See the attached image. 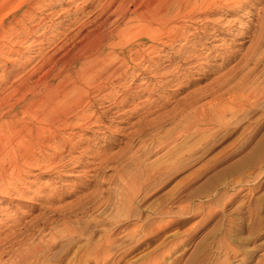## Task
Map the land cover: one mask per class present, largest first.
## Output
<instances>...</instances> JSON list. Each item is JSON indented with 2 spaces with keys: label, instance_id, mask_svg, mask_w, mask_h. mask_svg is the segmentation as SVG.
I'll list each match as a JSON object with an SVG mask.
<instances>
[{
  "label": "rangeland",
  "instance_id": "rangeland-1",
  "mask_svg": "<svg viewBox=\"0 0 264 264\" xmlns=\"http://www.w3.org/2000/svg\"><path fill=\"white\" fill-rule=\"evenodd\" d=\"M100 1L102 2H99V5L105 0ZM243 3L245 4L235 0L230 3L231 6L224 5L204 15L202 19L201 16L194 20L178 18L177 22L182 21L186 29L174 28L168 30L169 32L161 33L159 37L162 42L158 45L151 46L149 42H146L143 47L137 44L130 45V42L125 44L123 51H116L122 55L121 59L116 60L111 55L108 61L111 66L122 64V69L126 71L122 74H114L113 78L103 83L100 93H91L94 103L90 104V107H83L86 114L83 112L82 119H73L74 123L71 121L68 128L63 127L65 130H62L64 131L62 134L59 130L61 127H57L59 136H64L61 140L58 138V141L54 143V139L46 141L43 136H40L41 139H35L36 148L31 145H21L22 150H32L35 154L31 157L25 155L23 157L25 163L23 158H20L18 168H10L9 171L13 172L14 176L11 173L5 175L7 187L13 186L7 189L15 190L11 191L12 194L9 192V196L0 191V221L5 223L0 222V228L2 225H4L3 229L9 228L4 230L5 233L12 231L11 227L20 228L15 233L23 232V238L26 236L27 239L31 233V239L35 238L36 242L38 240L40 242L41 233L43 240L41 239L40 243L43 241L48 243L49 240L51 241L49 243H52L54 240L55 244L43 249L44 252L38 255L41 258L36 260L35 257L32 262L39 260L37 264H264V100L259 103L258 108L251 109L242 116L238 114L239 112L233 114L230 110L222 116L218 115L216 124L219 126H214L213 123L212 127H214L211 129L206 128V123L203 122L206 119L203 116L198 123H186L185 119L199 105H209L208 101L213 97L212 91H205L198 105L188 108L177 118L169 120L168 116L160 123L161 126L156 127L158 129L147 125L148 122L157 120L161 115L168 113L170 110L168 108L172 107L174 101L182 105L184 97L195 88L204 89L210 83L218 82L217 79H213L214 76L234 66L247 54L245 52L251 41L249 38L253 36L252 34L259 33V23L264 22V0H250L248 4L242 6ZM99 5L97 0H0V55L5 49L2 43L9 41L3 34L11 30L14 25H20L19 21H22L23 16H26L25 21L28 26L26 28L24 25L25 31H22L19 38L12 39L14 41H10V46H16L23 50V53L31 46L27 53L21 56L24 61H20L21 58L18 59L16 54H6L5 58L0 57V98L11 93L13 84H16L14 80L17 82L25 72L35 66L36 62L39 63L44 53L53 52L54 46L64 37L63 41L66 37H72L80 22L89 21L90 23L98 13ZM92 6L97 9H92ZM77 20L79 21L76 22ZM36 25L37 31H33ZM26 32L28 35H25ZM208 33L209 36L206 38L205 35ZM28 45L30 46L27 47ZM230 45L232 46L229 47ZM182 46H184L183 50ZM216 48L219 49L216 50ZM40 50L42 54H39ZM185 50H189L188 54ZM226 50H236L235 53L232 51L231 60L227 61L224 58L229 53ZM214 51H218L217 54ZM15 58L17 63L9 66L8 70L7 65ZM28 59L31 61L26 66L21 65ZM143 60H146L145 63ZM198 63L199 65H196ZM19 66H24V70H19ZM171 66L174 69H171ZM227 66L228 68H225ZM163 69L167 72L165 73ZM5 73L8 74L6 79L3 78ZM159 77L167 81L164 79L163 82ZM170 79L174 81H169ZM184 79L188 83L184 82ZM212 86L213 84L210 87ZM149 89L153 91L149 92ZM3 90L8 91L4 93ZM233 90L237 89L233 88ZM171 94L176 98L172 99ZM163 96L167 99H163ZM123 98L125 102L121 100ZM108 106L110 107L107 109ZM1 111L5 110L2 108ZM7 116L4 119L9 117ZM29 118L24 116L20 118L19 126H25L26 130L35 128L37 123L28 122ZM139 120L145 125L144 129L137 123ZM224 122L228 126H221ZM171 131L175 133L170 137ZM188 134L192 136L187 137ZM25 137L30 138L29 135ZM67 137L76 145L66 143ZM160 141L164 142L160 144ZM154 144L160 145L157 147ZM55 145L56 147L59 145V148L57 149ZM66 148L70 152L66 151ZM41 151L42 155L38 156L40 154L38 152ZM11 152L7 153L8 158L13 157L14 154ZM47 155H50V158ZM53 155L57 159L51 157ZM56 155L60 156V160ZM134 158L139 160L133 161ZM140 163L143 165L148 163L151 174L143 182L139 193H136L131 176L134 177L138 173L137 168ZM19 170L21 171L17 172ZM16 172L21 173L22 179H18ZM22 193L24 196L21 195ZM209 212H212L213 216L206 219ZM66 226L69 231L65 228ZM2 228L0 230H3ZM53 236L56 239H53Z\"/></svg>",
  "mask_w": 264,
  "mask_h": 264
},
{
  "label": "bare ground",
  "instance_id": "bare-ground-1",
  "mask_svg": "<svg viewBox=\"0 0 264 264\" xmlns=\"http://www.w3.org/2000/svg\"><path fill=\"white\" fill-rule=\"evenodd\" d=\"M41 1V0H40ZM43 1V0H42ZM47 1V0H46ZM49 1V0H48ZM84 1V0H83ZM96 1V0H95ZM235 0H105L103 3L100 0H97L98 5H99V11L96 13L95 17L88 23L89 21L85 22H80V24L77 26V30L75 31L74 35L71 37H66L65 41L64 38L60 43H57L54 46L53 52L51 53H44L42 56V60H40L39 63H35V66L32 67L30 71L25 72V74L22 76V78L18 79V83L15 85L13 84L11 88V93L6 97L0 98V110L2 108L5 111L0 112V191L7 193L9 196V192L14 189H11L9 191V186L7 187L6 184V178L5 175L11 173L12 175L14 174L13 172L9 171L10 168H18V161L20 158L22 159L25 155L27 157H31L34 154L31 151H28L27 149L20 148L21 145L26 144V145H31V147H35V139L40 138V136L44 137V140L46 141H51L53 140L54 143L58 141V138L61 140L62 135L59 136V132L56 130L57 127H61L60 134H62V130L64 129L63 127H67L70 124V122L73 119H82L83 116V107L88 106L94 103L93 98H92V92H101V86L103 83L108 82L111 77L117 73L122 74L126 70L122 69V64L111 66V63L108 61L109 57L113 55L116 60H120L119 52L116 53V51H123L125 48L123 47L125 44L130 42V45L137 44L138 46L143 45L146 42H149L151 46H155V44L158 45L159 42H162L161 37L159 35L161 33H165L166 31H170L174 28L178 29L181 27H184L186 29V26L183 24V22H177V19L179 18H188L189 20H194L198 17L201 16L204 17L207 14H210L211 12L216 11L217 9L221 8L224 5H230L231 2ZM241 2H245L248 4L250 0H238ZM35 2V1H34ZM94 2V1H93ZM253 3V2H252ZM46 4V3H44ZM69 4V3H68ZM235 4V2H234ZM85 5V4H84ZM93 5V4H92ZM77 6V4H76ZM86 6V5H85ZM231 6V5H230ZM235 6V5H234ZM83 7V6H82ZM228 7V6H227ZM40 8V7H38ZM92 9L93 6L91 7ZM243 8V7H242ZM81 9V8H80ZM83 9V8H82ZM97 9V8H96ZM65 10V9H64ZM63 10V11H64ZM84 10V9H83ZM81 10V11H83ZM243 10V9H242ZM76 12H79L75 9ZM86 11V8H85ZM32 12V11H31ZM41 12V11H40ZM34 13V12H33ZM238 13V12H237ZM32 14V13H31ZM35 14V13H34ZM48 14V13H47ZM33 15V14H32ZM31 15V17H33ZM37 15V14H36ZM51 15V14H50ZM61 15V14H60ZM203 15V16H202ZM217 15V14H216ZM29 15H27L28 17ZM39 16V15H38ZM47 16V15H46ZM25 17H22V23L19 21L20 25H14L11 30L8 32L6 31V34H3V36L8 37V42L7 43H2V45L5 46V49L1 51V58H5L4 55L6 54H16L17 58L20 59L21 56L31 48H30L23 53L19 48L16 46H10V41L12 39L15 40V38H19L20 34L22 31H25V27L28 26L25 21ZM49 17V16H48ZM74 17V16H73ZM62 18V17H61ZM76 18H79L76 16ZM36 19V18H35ZM34 19V20H35ZM48 19V18H47ZM27 20V19H26ZM33 20V19H32ZM49 20V19H48ZM73 20V19H72ZM181 20V19H180ZM185 20V19H184ZM205 20V19H204ZM218 20V19H217ZM50 21V20H49ZM69 21V20H67ZM71 21V20H70ZM77 20L76 22H78ZM188 21V20H187ZM43 22V21H42ZM75 22V20L73 21ZM194 22V21H193ZM196 22V21H195ZM70 23V22H69ZM72 23V21H71ZM191 23V22H190ZM211 23V22H208ZM61 24V23H60ZM57 24V25H60ZM75 24V23H74ZM25 25V27H24ZM71 25V24H70ZM68 25V26H70ZM229 25V24H228ZM54 26V25H53ZM253 26V25H252ZM40 27V26H39ZM66 27V26H65ZM125 27V29H123ZM208 27V26H207ZM225 27V26H224ZM27 28V27H26ZM259 33L258 34H251L253 35L252 37L250 34L248 37H251L250 44L248 45V48L244 55L241 59L238 60V62L234 65L228 68L230 66L228 64V68L226 71H221V73L218 76H214L213 79H217L218 82L216 83H210L207 85V88H212V89H207V88H195L194 91L190 92L189 95H186L184 97V102L183 104L175 103L177 101H174L172 104L171 108L168 111V113H165L164 115H161L157 120H152L151 122H148L147 125L150 127H158L160 123L165 121L168 116L169 120L177 118L178 115L184 113L188 108L192 107L195 104H199L201 99L204 97V92L205 91H212L213 97L209 99L208 101V106L201 104L199 105L196 109H194V112L188 116L187 119H185L186 123H198L201 120V116H203L206 120L203 122L206 123V128L211 129L214 126H219L216 124V117L218 115H221L226 113L227 111H233L234 113H238L240 116L246 114L249 112V110L258 108L259 103H261L262 100H264V22L259 23ZM66 29V28H65ZM64 29V30H65ZM69 29V28H68ZM182 29V28H181ZM253 29V27H252ZM251 29V30H252ZM33 31H37V25L34 26L32 29ZM72 30V29H71ZM227 30V29H226ZM250 30V31H251ZM63 31V30H62ZM67 31V30H66ZM168 31V32H169ZM208 31V30H207ZM247 31V30H246ZM249 32V31H248ZM65 33V32H64ZM70 33V32H69ZM73 33V31L71 32ZM176 33V32H175ZM174 33V34H175ZM199 33V32H198ZM241 33V32H240ZM51 34V33H50ZM56 34V33H55ZM187 34V33H186ZM25 35H28L27 32ZM52 35V34H51ZM163 35V34H162ZM177 35V34H176ZM195 35V34H194ZM200 35V34H199ZM35 36V35H34ZM41 36V35H40ZM45 36V35H44ZM161 36V35H160ZM187 36V35H185ZM193 36V35H192ZM206 38L209 36L206 34ZM43 37V36H42ZM54 37V36H52ZM51 37V39H52ZM79 37V40H75L74 38ZM163 37V36H162ZM190 37V36H187ZM186 37V38H187ZM23 38V37H22ZM39 38V37H38ZM50 38V37H49ZM210 38V37H209ZM5 40V38H3ZM78 39V38H77ZM182 39V38H180ZM204 39V38H203ZM248 39V40H249ZM12 40V41H14ZM21 40V39H20ZM26 40V39H25ZM24 40V41H25ZM46 40V39H45ZM44 40V41H45ZM49 40V39H48ZM75 40V41H74ZM185 40V39H184ZM202 40V39H201ZM36 41V40H35ZM43 41V40H42ZM51 41V40H50ZM60 41V40H59ZM177 42V41H176ZM200 42V41H199ZM24 43V42H23ZM22 43V45H23ZM48 43V42H47ZM185 43V42H184ZM204 43V42H203ZM229 43V42H228ZM33 44V41H32ZM42 44V43H41ZM44 44V43H43ZM46 44V43H45ZM53 44V43H52ZM193 44V43H192ZM206 44V43H205ZM225 44V43H223ZM16 45V44H15ZM21 45V46H22ZM34 45V44H33ZM51 45V44H50ZM195 45V43H194ZM19 46V45H18ZM26 46V45H25ZM24 46V47H25ZM197 46V45H195ZM224 46V45H223ZM228 46V45H226ZM230 45L229 47H231ZM25 47V48H27ZM163 47V46H162ZM182 46V50H183ZM199 47V45H198ZM202 47V46H201ZM161 48V46H160ZM188 48V47H186ZM225 48V47H224ZM227 48V47H226ZM24 49V48H23ZM159 49V48H158ZM162 49V48H161ZM219 48H216V50ZM230 49V48H229ZM244 49V48H243ZM243 49H241L243 51ZM25 50V49H24ZM135 50V49H134ZM154 50V49H153ZM194 50V49H193ZM192 50V51H193ZM201 50V49H200ZM199 50V51H200ZM225 50V49H224ZM240 50V49H239ZM238 50V51H239ZM41 51V52H40ZM39 51V54L43 53L42 50ZM50 51V50H49ZM187 50H185L186 52ZM189 51V50H188ZM188 51L186 54H188ZM227 51V50H226ZM229 53L226 54L225 59L231 60L230 58L233 56L232 51L228 50ZM227 51V52H228ZM236 51V50H235ZM234 51V53H235ZM215 52V51H214ZM218 52V51H216ZM215 52V54H217ZM221 53V49L219 50ZM223 52V50H222ZM240 52V51H239ZM131 54V52H129ZM178 53V52H177ZM191 53V52H189ZM193 53V52H192ZM195 53V52H194ZM199 53V52H198ZM219 53V54H220ZM36 54V53H35ZM179 54V53H178ZM183 54V53H182ZM185 54V55H186ZM218 54V55H219ZM132 55V54H131ZM200 55V53H199ZM210 55V54H209ZM221 55V54H220ZM228 55V56H227ZM239 56L241 54H238ZM236 55V56H238ZM10 56V55H9ZM39 56V55H38ZM124 56V55H123ZM182 56V55H180ZM190 56V54H189ZM197 56V55H196ZM235 56V55H234ZM238 56V57H239ZM188 57V56H187ZM191 57V56H190ZM194 57V56H193ZM207 57V56H206ZM214 57V55L212 56ZM211 57V58H212ZM222 57V56H218ZM23 58V57H22ZM21 58L20 61L23 59ZM41 58V57H40ZM199 58V57H198ZM210 58V57H209ZM26 59V57H25ZM31 59V58H30ZM28 59L25 62H22L21 65H25L33 60V59ZM112 59V58H111ZM215 59V58H214ZM234 59V58H233ZM237 59V58H236ZM38 60V61H39ZM154 60V59H153ZM172 60V59H171ZM186 60V59H185ZM203 60V59H202ZM212 60V59H210ZM24 61V60H23ZM115 61V59L113 60ZM112 61V62H113ZM127 61V59H126ZM144 61V60H143ZM146 61V60H145ZM144 61V63H145ZM148 61V60H147ZM170 61V60H169ZM190 61V60H189ZM188 61V64H189ZM192 61V60H191ZM222 61V60H221ZM124 62V61H123ZM122 62V63H123ZM141 62V61H140ZM179 61H177L178 63ZM230 62V61H229ZM233 62V61H232ZM2 63V62H1ZM4 63V62H3ZM17 63V59H13L9 65H7V69L9 66H13ZM21 63V62H20ZM142 63V64H144ZM169 63V62H168ZM173 63V62H172ZM171 63V64H172ZM176 63V62H175ZM187 63V62H186ZM31 64V63H30ZM37 64V65H36ZM113 64V63H112ZM116 64V63H115ZM133 64V63H132ZM156 64V63H155ZM170 64V63H169ZM141 65V64H140ZM173 65V64H172ZM182 65V64H181ZM195 65V64H194ZM196 65H199L196 64ZM207 65V64H206ZM210 65V64H209ZM180 66V64H178ZM213 66V65H211ZM225 66V65H224ZM153 67V66H152ZM166 67V66H165ZM175 67V66H174ZM197 67V66H195ZM203 67V66H201ZM218 67V66H217ZM222 67V66H221ZM10 68V67H9ZM176 68V67H175ZM179 68V67H178ZM185 68V67H184ZM188 68V67H187ZM190 68V67H189ZM193 68V67H192ZM204 68V67H203ZM210 68V67H209ZM215 68V67H214ZM213 68V69H214ZM19 70H24V66H19ZM148 69V67H147ZM168 69H170L168 67ZM167 69V70H168ZM171 69L172 68L171 66ZM183 69V67H182ZM191 69V68H190ZM197 69V68H196ZM200 69V67L198 68ZM206 69V68H205ZM208 69V68H207ZM217 69V68H215ZM214 69V70H215ZM223 69V68H222ZM221 69V70H222ZM6 70V69H5ZM9 70V69H8ZM130 70V69H129ZM146 70V69H145ZM150 70V69H149ZM160 70V69H159ZM164 70V69H163ZM162 70V71H163ZM166 70V68H165ZM164 70V71H165ZM186 70V69H185ZM202 70V69H201ZM210 70V69H209ZM212 70V69H211ZM220 70V69H219ZM224 70V69H223ZM18 71V70H17ZM133 71V70H132ZM158 71V69H157ZM163 71V72H164ZM169 71V70H168ZM176 71V70H175ZM195 71V70H194ZM193 71V72H194ZM200 71V70H199ZM7 72V71H6ZM128 72V71H127ZM126 72V73H127ZM155 72V71H154ZM167 71H165L166 73ZM177 72V71H176ZM175 72V73H176ZM179 72V70H178ZM183 72V71H182ZM186 72V71H185ZM207 72V71H205ZM220 72V71H218ZM9 73V72H8ZM130 74V72H128ZM132 73V72H131ZM140 73V72H139ZM150 73V72H149ZM153 73V72H152ZM159 73V72H158ZM161 73V72H160ZM159 73V74H160ZM174 73V72H173ZM172 73V74H173ZM184 73V72H183ZM195 73V72H194ZM198 73V72H196ZM128 74V75H129ZM133 74V73H132ZM155 74V73H154ZM157 74V73H156ZM171 74V71H170ZM191 74V73H190ZM202 74V73H201ZM198 74V75H201ZM211 74V73H210ZM218 74V73H217ZM126 75V76H128ZM177 75V74H176ZM175 75V76H176ZM185 74H183L184 76ZM216 75V73H215ZM125 76V77H126ZM160 76V75H159ZM174 76V77H175ZM179 76V75H178ZM177 76V78H178ZM195 76V75H192ZM191 76V77H192ZM206 76V75H205ZM211 76V75H210ZM8 77V74H4V79ZM21 77V76H20ZM134 77V76H133ZM157 77V75H156ZM167 77V75L165 76ZM173 77V76H170ZM169 77V78H170ZM185 77V76H184ZM113 78V77H112ZM130 78V77H129ZM132 78V77H131ZM155 78V77H153ZM158 78V77H157ZM155 78V80L157 79ZM160 78V77H159ZM181 78V77H179ZM190 78V77H189ZM195 78V77H194ZM165 79V78H164ZM163 79V80H164ZM173 79V78H172ZM170 79L169 81H174ZM183 79V77H182ZM186 79V78H185ZM184 79V80H185ZM210 79V78H209ZM212 79V76H211ZM212 79V80H213ZM123 80V79H122ZM121 80V81H122ZM160 80H162L160 78ZM162 80V81H163ZM166 80V79H165ZM164 80V81H165ZM177 80V79H175ZM179 80V79H178ZM188 80V79H187ZM210 80V82L212 81ZM148 81V80H147ZM163 81V82H164ZM167 81V80H166ZM193 81V80H192ZM111 82V81H110ZM126 82V81H125ZM149 82V81H148ZM150 82H152L150 80ZM184 82H187L186 80ZM195 82V81H194ZM159 83V82H156ZM162 83V82H161ZM160 83V84H161ZM171 83V82H170ZM174 83V82H173ZM188 83V82H187ZM193 83V82H192ZM112 84V83H111ZM114 84V83H113ZM117 84V83H115ZM146 84V83H145ZM148 84V83H147ZM178 84V82H177ZM182 84V80H181ZM185 84V83H184ZM207 84V83H206ZM211 84H213L212 87ZM105 85V84H104ZM103 85V86H104ZM122 85V84H121ZM139 85V83H138ZM162 85V84H161ZM179 85V84H178ZM183 85V84H182ZM187 85V84H186ZM192 85V84H191ZM205 85V84H204ZM11 86V85H10ZM112 86V85H111ZM123 86V85H122ZM137 86V85H136ZM146 86V85H145ZM144 86V87H145ZM152 86V84H151ZM150 86V89H151ZM154 86V85H153ZM157 86V85H156ZM173 86V85H172ZM181 86V85H179ZM178 86V87H179ZM203 86V85H202ZM106 87V86H105ZM110 87V86H109ZM108 87V88H109ZM118 86H116L117 88ZM125 87V86H124ZM123 87V88H124ZM130 87V86H129ZM127 87V88H129ZM141 87V86H140ZM143 87V86H142ZM161 87V86H159ZM163 87V85H162ZM176 87V84H175ZM174 87V88H175ZM195 87V86H194ZM193 87V88H194ZM113 88V86H112ZM126 88V89H127ZM137 88V87H136ZM139 88V87H138ZM137 88V89H138ZM154 88V87H153ZM156 88V87H155ZM173 88V87H172ZM177 88V87H176ZM182 88V87H181ZM187 88V87H185ZM192 88V89H193ZM233 88L237 90H233ZM105 89V88H104ZM102 89V91L104 90ZM120 89V88H119ZM149 92H152L150 91ZM183 89V88H182ZM191 89V90H192ZM115 90V89H114ZM147 90V88H146ZM158 90V89H157ZM160 90V89H159ZM164 90V89H163ZM162 90V91H163ZM184 90V89H183ZM4 91V90H3ZM8 90H5L7 92ZM111 91V89H110ZM117 91V89H116ZM121 90H119L120 92ZM129 91V90H128ZM135 91V90H134ZM171 91V90H170ZM174 91V90H172ZM176 91V90H175ZM182 91V90H181ZM188 91V90H187ZM131 92V91H130ZM136 92V91H135ZM139 92V91H138ZM177 92V91H176ZM116 93V92H115ZM126 93V92H125ZM146 93V92H145ZM164 94V92H162ZM166 93V92H165ZM171 93V92H170ZM175 93V92H174ZM180 93V92H178ZM186 93V92H184ZM184 93L182 95H184ZM204 93V94H203ZM7 94V93H6ZM102 94V93H101ZM110 94V93H109ZM119 94V93H118ZM116 94V95H118ZM124 94V93H123ZM137 94V93H136ZM142 94V93H141ZM161 94V93H160ZM161 94V95H163ZM177 94V93H176ZM96 95V94H95ZM115 95V96H116ZM140 95V94H139ZM160 95V96H161ZM173 95V94H171ZM104 95H102L103 97ZM108 96V95H107ZM120 96V95H119ZM133 97V95H131ZM167 96V95H165ZM106 97V94H105ZM117 97V96H116ZM153 97V96H152ZM170 97V96H169ZM168 97V100H169ZM179 97V96H178ZM96 98V96L94 97ZM107 98V97H106ZM122 98V97H121ZM134 98V97H133ZM149 98V96H148ZM161 98V97H160ZM176 97L173 98L174 99ZM114 99V98H113ZM118 99V98H117ZM132 99V98H131ZM135 99V98H134ZM153 99V98H152ZM163 99H167L164 98ZM98 100V99H97ZM96 100V101H97ZM106 100V99H105ZM120 100V99H119ZM124 101V98L121 99ZM147 100V98L145 99ZM149 100V99H148ZM158 100V98H157ZM160 100V99H159ZM176 100V99H175ZM144 100H142L143 102ZM150 101V100H149ZM171 101V98H170ZM104 102V101H103ZM125 102V101H124ZM205 102V101H204ZM207 102V101H206ZM118 103V102H117ZM146 103V101H145ZM149 103V102H148ZM151 103V102H150ZM171 103V102H170ZM96 104V103H95ZM108 104V103H107ZM114 104V103H111ZM116 104V103H115ZM121 104V103H120ZM138 104V103H137ZM140 104V103H139ZM143 104V103H142ZM147 104V103H146ZM145 104V105H146ZM94 105V104H93ZM123 105V104H122ZM121 105V106H122ZM160 105V104H159ZM164 105V104H163ZM147 106V105H146ZM110 106L107 107V109ZM145 107V106H143ZM149 107V106H148ZM164 107V106H162ZM142 108V106L140 107ZM139 108V109H140ZM147 108V107H146ZM135 109V106H134ZM133 109V110H134ZM137 109V108H136ZM89 110V109H88ZM110 110V109H109ZM132 110V111H133ZM151 111V109H149ZM106 111V110H105ZM149 111V112H150ZM165 112V110H163ZM162 111V113H163ZM229 111V112H230ZM158 112V111H155ZM85 113V112H84ZM89 113V112H88ZM96 113V112H95ZM86 114V113H85ZM98 114V113H96ZM145 114V112H144ZM147 114V113H146ZM152 114V113H151ZM159 114V113H158ZM230 114V113H229ZM232 114V115H233ZM8 115L7 119H4V117ZM92 115V114H91ZM143 115V114H142ZM142 115L140 117H142ZM231 115V116H232ZM18 116V117H17ZM27 118L28 122L30 123H37L35 128H29L28 130L24 129L23 126H19L20 118ZM27 116V117H26ZM96 116V115H95ZM126 116V115H125ZM145 116V115H144ZM148 115H146L147 117ZM156 116V115H155ZM154 116V117H155ZM219 116V118L222 119V117ZM228 116V114L226 115ZM225 116V117H226ZM230 116V115H229ZM92 117V116H91ZM94 117V116H93ZM139 117V118H140ZM153 116H151L152 118ZM87 118V117H86ZM99 118V117H98ZM145 118V117H144ZM149 118V119H151ZM203 118V119H204ZM102 119V118H101ZM122 119V118H121ZM141 119V118H140ZM27 120V119H26ZM86 120V119H85ZM90 120V119H89ZM94 120V119H92ZM100 120V118H99ZM142 120V119H141ZM139 120L137 123L142 125V128L144 129L145 125ZM145 120V119H144ZM148 120V118H147ZM168 120V121H169ZM176 120V119H175ZM82 121V120H79ZM78 121V123H79ZM84 121V120H83ZM97 121V120H96ZM146 121V120H145ZM188 121V122H187ZM223 121V120H222ZM73 122V121H72ZM85 122V121H84ZM91 122V121H90ZM95 122V120H94ZM100 122V121H99ZM98 122V123H99ZM174 122V120H173ZM231 122V121H230ZM74 123V122H73ZM88 123V122H87ZM93 123V122H92ZM170 123V122H169ZM208 123V126H207ZM214 123V126L212 127ZM22 124V123H21ZM81 124V123H80ZM97 124V123H96ZM133 124V122L131 123ZM168 125V123H166ZM203 124V123H202ZM221 126L226 125V123H221ZM27 125V124H26ZM75 125V124H73ZM78 125V124H77ZM94 125V124H93ZM165 125V126H167ZM172 125V124H171ZM170 125V126H171ZM196 125V124H195ZM205 125V124H204ZM100 127V125H98ZM97 126V127H98ZM102 126V125H101ZM132 126V125H131ZM161 126V125H160ZM176 126V125H175ZM178 126V125H177ZM187 126V124H186ZM191 126V125H190ZM197 126V125H196ZM220 126V127H221ZM228 126V125H226ZM31 127V126H29ZM81 127V126H80ZM103 127V126H102ZM174 127V126H173ZM201 127V126H200ZM219 127V128H220ZM68 128V127H67ZM83 128V127H82ZM107 128V127H106ZM183 127H181L182 129ZM187 128V127H186ZM185 128V129H186ZM205 127H203L204 129ZM158 129V128H156ZM184 129V130H185ZM200 129V128H199ZM202 129V130H203ZM65 130V129H64ZM67 130V129H66ZM100 130V129H99ZM149 130V128H148ZM162 130V129H161ZM180 131V129H178ZM189 130V128L187 129ZM195 130V129H194ZM201 130V129H200ZM205 130V129H204ZM57 131V132H56ZM155 131V130H152ZM159 131V130H158ZM176 131V130H175ZM190 131H192L190 129ZM48 132L50 134L46 135L45 133ZM56 133V134H55ZM154 133V132H153ZM159 133V132H158ZM175 132L171 131V135H173ZM180 133V132H179ZM182 134V133H181ZM25 135H29L30 138L26 139ZM67 135V134H66ZM165 135V133H164ZM177 135V134H176ZM185 135V134H184ZM72 136V135H71ZM71 136H69L71 138ZM159 136V135H158ZM157 136V137H158ZM180 136V135H178ZM192 135L188 134L187 137H191ZM64 137V136H63ZM62 137V138H63ZM147 137V136H146ZM162 137V136H160ZM186 137V138H187ZM73 138V137H72ZM150 138V137H149ZM148 138V139H149ZM163 138V137H162ZM183 138V136H182ZM41 139V138H40ZM157 140V138L155 137ZM169 139V138H168ZM166 139V140H168ZM59 140V141H60ZM66 140V139H63ZM155 140V142H156ZM163 140V139H161ZM143 141V140H142ZM171 141V140H170ZM175 141V140H174ZM61 142V141H60ZM64 142V141H63ZM62 142V143H63ZM66 142V141H65ZM72 143V139H69L67 137V142L66 143ZM76 142V141H75ZM141 142V141H140ZM162 141H160V144ZM40 143V142H39ZM52 143V142H51ZM52 143V144H54ZM151 143V142H150ZM158 143V142H156ZM48 144V143H46ZM50 144V142H49ZM58 144V143H57ZM56 144V145H57ZM73 144V143H72ZM71 144V145H72ZM75 144V143H74ZM73 144V145H74ZM158 144V146L160 145ZM40 145V144H39ZM55 145V147H56ZM60 145V143H59ZM59 145L57 146L59 148ZM69 145V144H68ZM76 145V144H75ZM80 145V144H79ZM155 145V144H154ZM168 145V144H167ZM48 146V145H46ZM66 146V145H65ZM157 146V144L155 145ZM157 146V147H158ZM177 146V145H176ZM17 147V148H15ZM44 147V145H43ZM56 147V148H57ZM61 147V146H60ZM63 147V146H62ZM61 147V148H62ZM74 148V146H72ZM54 148V145H53ZM57 148V149H58ZM70 150L72 149L71 147H68ZM156 148V147H155ZM29 149V148H28ZM40 149V148H38ZM46 149V148H45ZM55 149V148H54ZM66 151H69L70 150ZM56 150V149H55ZM54 150V151H55ZM9 151L13 152V157L8 158L7 153ZM36 151V150H35ZM39 151V150H38ZM65 151V150H64ZM65 151V152H66ZM104 151V150H103ZM11 152V153H12ZM62 152V151H61ZM64 152V154H65ZM130 152V151H129ZM40 153V154H39ZM51 153V152H50ZM53 153V152H52ZM55 153V152H54ZM131 153V152H130ZM37 154V153H36ZM38 156L42 155V151L38 152ZM44 154V152H43ZM104 154V153H103ZM147 154V153H146ZM55 155V154H54ZM51 157H55V156ZM62 155V154H61ZM37 156V157H38ZM48 158H50V155ZM59 156V155H56ZM66 156V155H65ZM43 158L45 156H42ZM130 157V156H129ZM34 158V157H33ZM46 158V157H45ZM44 158V159H45ZM56 158V157H55ZM60 160V156L58 157ZM133 158V157H132ZM38 159V158H37ZM57 159V158H56ZM64 159V158H63ZM61 159V160H63ZM30 160V159H29ZM36 160V158L34 159ZM32 160V161H34ZM43 160V159H41ZM127 160V159H126ZM139 160L138 158H134L133 161ZM24 161V158H23ZM28 161V160H27ZM31 161V162H32ZM38 161V160H37ZM44 161V160H43ZM22 162V161H21ZM30 162V161H29ZM40 162V160H39ZM60 162V161H59ZM25 163V161L23 162ZM37 163V162H36ZM34 164V163H32ZM55 164V163H54ZM63 164V163H62ZM148 164V163H147ZM143 165L140 163L138 169V173L135 174V176H131V182L133 183L134 191L136 190V193H139L140 187L143 185V182L149 178V172L148 169H150L149 165ZM25 165V164H24ZM136 165V164H135ZM137 167V166H136ZM21 168V167H20ZM171 168V166H170ZM27 169V168H26ZM43 169V168H42ZM16 170V169H15ZM21 170L17 171L20 172ZM27 171V170H25ZM157 171V170H156ZM15 173L17 175L18 179H22L21 173ZM24 172V171H23ZM28 172V171H27ZM26 172V173H27ZM125 172V171H124ZM26 173H24L26 175ZM30 173V172H29ZM155 175V174H154ZM14 176V175H13ZM7 177V176H6ZM12 177V176H11ZM17 177H14L15 179ZM155 178V177H153ZM8 180L10 179L9 176L7 178ZM129 179V178H128ZM18 180V182H19ZM13 181V180H11ZM22 181V180H21ZM20 181V182H21ZM148 182V181H147ZM9 183V182H8ZM14 183V182H13ZM12 183V184H13ZM131 183V186H132ZM146 183V182H145ZM10 184V183H9ZM15 185V184H13ZM17 186V185H16ZM128 186V185H127ZM18 187V186H17ZM20 187V186H19ZM18 189V188H17ZM21 189V187H20ZM19 189V191H20ZM15 190V189H14ZM22 190V189H21ZM17 191V190H16ZM26 191V190H25ZM138 191V192H137ZM22 192V191H20ZM1 193V192H0ZM25 194V192H23ZM23 193L21 195H23ZM40 193V192H39ZM134 193V192H133ZM12 194V193H11ZM15 194V193H14ZM13 194V195H14ZM19 194V193H18ZM20 195V197H21ZM49 195V194H48ZM19 196V195H18ZM24 196V195H23ZM26 196V195H25ZM28 196V195H27ZM5 197V196H4ZM133 198V197H132ZM12 202V201H11ZM238 208V207H237ZM196 210V209H195ZM192 212V211H190ZM194 212V211H193ZM192 212V213H193ZM213 212V210H212ZM209 212V214L206 216V219L210 218L213 216V213ZM215 212V210H214ZM189 213V212H188ZM35 217V216H34ZM14 219V218H13ZM12 220V219H11ZM15 222L14 220H12ZM67 221V220H66ZM1 222V221H0ZM5 222V221H4ZM2 223V222H1ZM27 223V222H26ZM5 224V223H2ZM10 224H12L10 222ZM14 224V223H13ZM17 224V222H16ZM15 224V225H16ZM25 224V223H24ZM7 225V221H6ZM9 225V224H8ZM23 225V224H21ZM242 224H240L241 226ZM4 225H2L3 227ZM17 226V225H16ZM29 226V225H28ZM59 226V225H58ZM65 226V225H64ZM67 226H69L67 224ZM65 227L68 229V227ZM243 226V225H242ZM1 227V228H2ZM6 227V226H5ZM18 227V226H17ZM24 227V226H23ZM22 227V228H23ZM73 227V226H72ZM0 228V229H1ZM7 228V227H6ZM0 230V264H37L36 261L37 258H41L38 256L41 252L43 253V249L47 248L48 246L50 247L53 245L49 240L48 243L46 241L41 242V239L43 238L41 233H40V242L34 241L31 239L30 234V241L29 237L25 239L23 238V230L21 231L22 233H15L19 229L17 228H10L12 231L5 233L4 230ZM71 228V227H70ZM239 228V227H238ZM9 228H7L8 230ZM66 229V231H67ZM29 229L27 228V231ZM72 230V228H71ZM237 230V229H236ZM26 231V232H27ZM31 231V230H30ZM37 232V231H36ZM42 232V231H41ZM64 232V231H63ZM84 232V231H83ZM28 233V232H27ZM26 233V234H27ZM44 233V232H43ZM76 233V232H75ZM35 234V233H33ZM46 234V233H45ZM58 234V233H56ZM60 235V234H58ZM87 235V234H86ZM28 236V235H27ZM58 237V236H57ZM53 239L54 236L52 237ZM49 239V238H46ZM45 239V240H46ZM43 240V239H42ZM55 244V243H54ZM225 256L227 257V250L225 251ZM36 260L32 262V259L34 258Z\"/></svg>",
  "mask_w": 264,
  "mask_h": 264
}]
</instances>
